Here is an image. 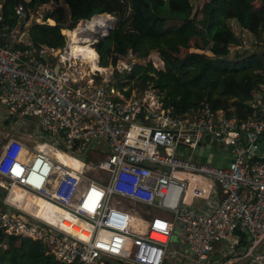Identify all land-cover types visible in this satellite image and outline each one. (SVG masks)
<instances>
[{
    "label": "built area",
    "instance_id": "obj_1",
    "mask_svg": "<svg viewBox=\"0 0 264 264\" xmlns=\"http://www.w3.org/2000/svg\"><path fill=\"white\" fill-rule=\"evenodd\" d=\"M54 6L18 3L13 25L0 12L1 115L10 128L34 120L23 136L0 140V232L38 240L62 263L164 264L176 231L195 264L216 240L223 256L240 248L245 264H264V147L254 151L264 139V82L245 117L205 99L176 113L151 84L116 86L134 60L129 49L106 66L95 52L94 68L70 52L64 30L84 18L60 29L62 46L31 45L27 26L53 23ZM147 56L162 68L156 50Z\"/></svg>",
    "mask_w": 264,
    "mask_h": 264
},
{
    "label": "trees",
    "instance_id": "obj_2",
    "mask_svg": "<svg viewBox=\"0 0 264 264\" xmlns=\"http://www.w3.org/2000/svg\"><path fill=\"white\" fill-rule=\"evenodd\" d=\"M43 1L47 0H1V22L13 25L19 20L13 12L16 4L31 8ZM54 1L55 6L46 13L53 23L34 22L27 26L31 45L60 47L65 42L61 28H72L78 19L89 20L93 14L107 13L115 17V23L92 43L94 49L88 44V35L82 32H104L111 23L108 15L96 16L87 28L77 27L71 51L88 58L94 68L98 66L93 59L95 52L98 64L106 66L129 49L134 56L131 67L116 75L115 80L117 87L129 85L125 93L132 86L151 84L176 113L188 111L205 99L212 107H217L218 102L226 104L239 117L250 114L246 103L250 91L264 82V75L259 73L264 60L256 51L263 46L258 41L264 29V0ZM141 6L149 9L148 17L141 14ZM232 18L249 32L252 48L231 51L232 46L242 43L228 23ZM71 31L64 30L69 40ZM151 50L157 51L162 68H154L147 59ZM249 51L253 52L248 54ZM239 236L240 241L245 239L241 232ZM0 264L77 263L57 261L38 240L0 232Z\"/></svg>",
    "mask_w": 264,
    "mask_h": 264
},
{
    "label": "crops",
    "instance_id": "obj_3",
    "mask_svg": "<svg viewBox=\"0 0 264 264\" xmlns=\"http://www.w3.org/2000/svg\"><path fill=\"white\" fill-rule=\"evenodd\" d=\"M75 31V30H74ZM245 31H247L245 29ZM248 32V31H247ZM249 33V32H248ZM72 33V38H73ZM73 40V39H72ZM2 108L0 107V140L3 139V134L5 131L10 133V130L12 129H18L22 128L23 131L18 132L14 136L16 137H21L23 136V132L27 130L29 126H26L27 124H20V125H14L12 128L8 127V124L6 120L3 119L2 117ZM15 130V131H16ZM39 147L41 148H46L43 145H40ZM53 153L56 157H58L60 160L65 161L66 163H71L72 161L68 158L65 157L62 153L57 152L53 150ZM1 198V196H0ZM47 206H50L48 203H44ZM174 239L175 245L172 244L170 247V242H168V252L166 253L165 260H175V264H195V260L193 257V254L187 249L186 245L183 244L177 235L176 231H173L171 234L169 240ZM244 239L241 241V244L243 243ZM174 246V247H173ZM224 246V242L222 240H216L212 243V250L210 253V258L208 261L203 262L201 264H245L244 260L240 257V248H237L234 253H229L226 256H223L221 254V250ZM261 248L264 249V240L261 243ZM164 260V261H165ZM120 264H125V263H120Z\"/></svg>",
    "mask_w": 264,
    "mask_h": 264
},
{
    "label": "rangeland",
    "instance_id": "obj_4",
    "mask_svg": "<svg viewBox=\"0 0 264 264\" xmlns=\"http://www.w3.org/2000/svg\"><path fill=\"white\" fill-rule=\"evenodd\" d=\"M51 7H52V3H51V5H50ZM140 12H141V14L143 15V16H145V17H148L149 16V14H150V11H149V9L147 8V7H145V6H141L140 7ZM99 14H104V13H99ZM107 14V13H106ZM108 16H109V18H110V20H111V23H110V25H112L113 26V24L115 23V17L113 16V15H110V14H107ZM98 16V15H97ZM92 17V16H91ZM91 17H90V19L88 20V22H86V23H82L81 25L82 26H84V27H88V25L90 24V23H93L94 22V18L96 17V16H94L92 19H91ZM228 23L230 24V27L233 29V31L236 33V34H239L240 35V38H241V45L240 46H232L231 47V51L233 52L234 50H237L238 52L239 51H242V50H244V49H250V48H252L253 46H252V44L250 45L249 44V42H250V40H251V35L247 32V31H245V29L244 28H242V27H240L239 25H238V23L235 21V19H229L228 20ZM84 24V25H83ZM79 25V24H78ZM77 25V26H78ZM76 26V25H75ZM76 26V27H77ZM75 27V29H77ZM74 29V30H75ZM74 30H73V32L72 33H74ZM84 35H86V34H84ZM87 38L89 39V36H87ZM72 42V41H71ZM189 49H193L192 47H190ZM205 52H207V51H205ZM130 58V56H128V59ZM147 59L149 60V57L147 56ZM216 105H217V107H220V108H222V109H225V108H228V106H226V104H224V105H221L220 104V102H218V103H216ZM224 106V107H223ZM31 120L30 121H27V125H29V122L30 123H33V117H29ZM16 129H12V130H10V134L12 135V136H14L15 134H17L18 132H21V131H23V129L22 128H18L16 131H15ZM18 131V132H17ZM47 134V133H46ZM45 137H46V135H45ZM38 144H40V145H43V146H46V145H44V144H41L40 142H38ZM65 156V155H64ZM65 157H68V156H65ZM0 193H2V190H0ZM0 204H1V201H0ZM47 204V203H46ZM46 206V205H45ZM174 239H171V240H169V244H170V247L172 246V244L173 245H175V243H174V241H173ZM174 247V246H173ZM164 264H175V260H165L164 261Z\"/></svg>",
    "mask_w": 264,
    "mask_h": 264
},
{
    "label": "water",
    "instance_id": "obj_5",
    "mask_svg": "<svg viewBox=\"0 0 264 264\" xmlns=\"http://www.w3.org/2000/svg\"><path fill=\"white\" fill-rule=\"evenodd\" d=\"M104 14H106V13H104ZM93 15H96V14H93ZM93 15H92V16H93ZM111 27H112V25H108V26H106L104 32L100 33V32H98V31H96V32H92L91 34H92V35H94V34H95V35H98V38L103 37ZM96 40H97V39H95V41H96ZM256 51H257V52H260V53H262V54H264V47H260V48H258ZM252 52H253V51H249L248 54H251ZM56 67H57V63L54 64V70H56ZM263 147H264V139H261V140L257 141L256 149H255L254 151H255V152H258V151H260ZM216 150L218 151V149H216ZM219 151H220V150H219ZM208 156H209V154H203V155L201 156V158L207 160V159H208ZM196 158H198V156H196ZM217 164H220V162H217Z\"/></svg>",
    "mask_w": 264,
    "mask_h": 264
},
{
    "label": "bare ground",
    "instance_id": "obj_6",
    "mask_svg": "<svg viewBox=\"0 0 264 264\" xmlns=\"http://www.w3.org/2000/svg\"><path fill=\"white\" fill-rule=\"evenodd\" d=\"M97 15H101V14H96V15H93L92 17H91V19L94 17V16H97ZM105 15H107V14H105ZM86 21H88L87 19L85 20V21H82L77 27H84V26H82L81 24L83 23V22H86ZM84 25V24H83ZM89 26V25H88ZM76 27V28H77ZM87 28V27H86ZM75 29V27L73 28V29H71L72 31H71V34H70V40L68 39V46H67V48H69V50H70V52H72L71 51V46H72V32H73V30ZM81 33V32H80ZM82 34H85V32H82ZM86 35H88V34H86ZM86 42H84V43H82V44H85ZM90 48H92L91 47V45H90ZM93 49V48H92ZM90 61V60H89ZM263 64V63H262ZM90 66H91V61H90ZM38 146H40V144H37ZM61 153V152H60ZM64 155V154H63ZM72 162L71 163H68V164H72V165H76L77 164V162L74 160V159H72V158H70V157H68ZM65 162V161H64Z\"/></svg>",
    "mask_w": 264,
    "mask_h": 264
}]
</instances>
